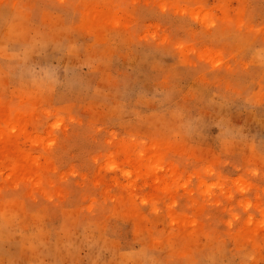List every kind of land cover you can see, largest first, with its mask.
<instances>
[{"label":"rangeland","instance_id":"obj_1","mask_svg":"<svg viewBox=\"0 0 264 264\" xmlns=\"http://www.w3.org/2000/svg\"><path fill=\"white\" fill-rule=\"evenodd\" d=\"M0 264H264V0H0Z\"/></svg>","mask_w":264,"mask_h":264}]
</instances>
